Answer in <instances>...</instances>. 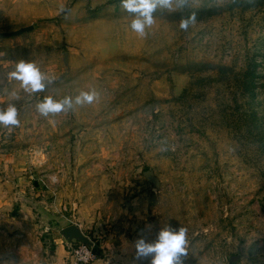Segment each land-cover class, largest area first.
Wrapping results in <instances>:
<instances>
[{
  "label": "rangeland",
  "instance_id": "obj_1",
  "mask_svg": "<svg viewBox=\"0 0 264 264\" xmlns=\"http://www.w3.org/2000/svg\"><path fill=\"white\" fill-rule=\"evenodd\" d=\"M133 18L120 0H0V33L34 27L0 36V109L20 121L0 126V258L74 264L88 244L89 264H138L139 237L183 226V264H264V0L174 2L143 37ZM21 59L44 91L9 78Z\"/></svg>",
  "mask_w": 264,
  "mask_h": 264
},
{
  "label": "clouds",
  "instance_id": "obj_2",
  "mask_svg": "<svg viewBox=\"0 0 264 264\" xmlns=\"http://www.w3.org/2000/svg\"><path fill=\"white\" fill-rule=\"evenodd\" d=\"M179 7H186L189 0H120V6L126 12L133 14L130 28L133 32L143 37L146 29L154 24V13L158 8L172 10L173 3ZM196 23V14L182 18L179 27L187 31L189 27ZM9 78L19 81L21 87L27 93L42 92L46 88L45 75L37 65L23 59L15 62V69L9 74ZM15 95V93H12ZM98 98V93L93 91H82L74 99L65 97L59 101L52 97H45L36 105L37 112L48 117L61 112H66L74 105L92 104ZM18 110L14 104H9L5 109H0V126L17 127ZM187 229L183 226L172 228L166 226L158 231L154 241H147L142 236L134 242L135 257L138 264L148 261L149 264H183V257L187 255L186 245ZM0 264H14L12 261L0 258Z\"/></svg>",
  "mask_w": 264,
  "mask_h": 264
},
{
  "label": "water",
  "instance_id": "obj_3",
  "mask_svg": "<svg viewBox=\"0 0 264 264\" xmlns=\"http://www.w3.org/2000/svg\"><path fill=\"white\" fill-rule=\"evenodd\" d=\"M33 26H28V27H23V28H20L16 31H12V32H5V33H0V36H3V37H17V36H21L23 34H26V33H29L30 31L33 30ZM64 63H67V56L64 55ZM144 176L151 180V181H155V177L153 176V173L151 171H145L144 172ZM64 234L67 235V236H71V237H76V238H82L81 234L79 233V231L73 227V226H70L68 228H66L64 230ZM88 245V244H86Z\"/></svg>",
  "mask_w": 264,
  "mask_h": 264
},
{
  "label": "built area",
  "instance_id": "obj_4",
  "mask_svg": "<svg viewBox=\"0 0 264 264\" xmlns=\"http://www.w3.org/2000/svg\"><path fill=\"white\" fill-rule=\"evenodd\" d=\"M95 250L87 245H79L72 251L74 264H89L95 258Z\"/></svg>",
  "mask_w": 264,
  "mask_h": 264
}]
</instances>
